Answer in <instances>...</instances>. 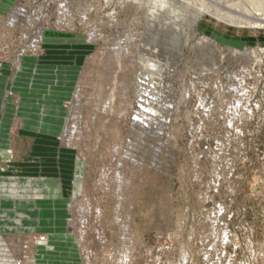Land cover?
Wrapping results in <instances>:
<instances>
[{
    "label": "rangeland",
    "instance_id": "obj_1",
    "mask_svg": "<svg viewBox=\"0 0 264 264\" xmlns=\"http://www.w3.org/2000/svg\"><path fill=\"white\" fill-rule=\"evenodd\" d=\"M263 1L14 0L0 13L15 107L14 80L37 83L41 59L68 64L43 78L63 83L61 135L41 150L16 138L0 162V264H264V25L240 24Z\"/></svg>",
    "mask_w": 264,
    "mask_h": 264
},
{
    "label": "crops",
    "instance_id": "obj_2",
    "mask_svg": "<svg viewBox=\"0 0 264 264\" xmlns=\"http://www.w3.org/2000/svg\"><path fill=\"white\" fill-rule=\"evenodd\" d=\"M13 4L14 0H0V13L11 11ZM41 61L42 73L39 71L38 75L43 77H39L37 83L28 85L24 73L13 81L11 90L20 97L17 107L14 106L13 98L6 93L9 88L8 73L0 71V162L7 168L15 156L16 138L28 142L32 140L34 148L41 150L45 149L47 139L61 135L63 83L46 82L43 78L50 79L52 75L47 69L49 65H54L55 69H67L68 64L47 62L44 59ZM16 122L20 125L17 130Z\"/></svg>",
    "mask_w": 264,
    "mask_h": 264
},
{
    "label": "bare ground",
    "instance_id": "obj_3",
    "mask_svg": "<svg viewBox=\"0 0 264 264\" xmlns=\"http://www.w3.org/2000/svg\"><path fill=\"white\" fill-rule=\"evenodd\" d=\"M264 2V1H263ZM27 17V16H26ZM218 17V16H217ZM250 17V16H249ZM264 16H256V15H253L251 18H244V19H242V21H241V23L240 24H242V25H245V26H258V25H264V21L262 20V18H263ZM221 19V18H220ZM224 21L225 22H228V21H226L225 19H224ZM16 22V18H13L12 19V22H10L9 24L11 25V26H13L14 25V23ZM27 22V21H26ZM28 23V22H27ZM29 24H31V23H29ZM27 27V26H26ZM166 27V26H165ZM26 29V28H25ZM162 29V28H161ZM165 29V28H164ZM29 30V29H28ZM109 76V75H108ZM108 78V77H107ZM108 80H109V78H108ZM110 80H111V78H110ZM143 81V80H142ZM125 82V81H124ZM124 82L121 84V90L120 91H122V97H121V100L122 101H125V100H127V96H128V93H127V91H125V89H124ZM141 82V81H140ZM142 83H144V82H142ZM137 85V84H136ZM143 85V84H142ZM145 85V84H144ZM137 86H139V85H137ZM148 87H154V84H153V86H149V85H147ZM143 87V86H142ZM141 87V88H142ZM139 88H140V86H139ZM150 88H148V91L150 90ZM147 89V88H146ZM155 89V88H154ZM142 91H144L143 89H142ZM147 91V90H146ZM145 91V92H146ZM147 91V92H148ZM150 91H152V90H150ZM140 93H142V92H140ZM139 93V94H140ZM150 93V92H149ZM152 93H154V91L152 92ZM143 94V93H142ZM146 94V93H145ZM150 95V94H149ZM140 97V96H139ZM138 97V98H139ZM141 100V99H140ZM138 102H140V101H138ZM81 104L80 103H78V105H76L75 107H76V111H78L80 108H81V106H80ZM142 105V104H141ZM140 105V107H142ZM143 108V107H142ZM142 108H140V109H142ZM147 111H148V109H147ZM147 111H145V114H147ZM141 112V111H140ZM143 112H144V110H143ZM71 114L73 115L74 114V112H71ZM141 114H142V112H141ZM140 114V115H141ZM139 115V116H140ZM143 116H144V114H143ZM147 116V115H146ZM72 117H74V115L72 116ZM140 117H142V115L140 116ZM137 118V117H136ZM136 118H134V119H136ZM140 120V119H139ZM142 121V120H141ZM133 123V122H132ZM135 123H137V119H136V122ZM142 123H144L143 121H142ZM135 125V124H134ZM139 125V124H138ZM140 126V125H139ZM73 127V126H72ZM133 127V126H132ZM136 128V127H135ZM132 129H134V128H132ZM138 129V128H137ZM71 130V129H70ZM132 132H133V130H132ZM137 132V131H136ZM71 133L73 134V130H71ZM135 134V133H134ZM71 137V136H70ZM63 141L64 142H66L64 139H63ZM132 144H130V146H131ZM136 145V144H135ZM135 149H137V148H135ZM133 150V149H132ZM134 152V151H133ZM136 154L137 155H139L137 152H136ZM131 155H133V154H131ZM140 156V155H139ZM120 157V156H119ZM136 157V156H135ZM134 158V157H133ZM139 159V158H138ZM131 160V159H130ZM121 162V161H120ZM125 162V161H124ZM123 161H122V163H124ZM128 162V161H127ZM130 162H137V160L136 159H133L132 161H130ZM138 163V162H137ZM123 165V164H122ZM132 165V164H131ZM130 165V166H131ZM127 166V165H126ZM129 166V165H128ZM123 169V168H122ZM124 169H125V167H124ZM135 168H133V170H134ZM137 169V168H136ZM138 169H140V168H138ZM126 170H128V169H126ZM125 170V171H126ZM118 171H119V169H118ZM130 171H132V169L130 170ZM135 171V170H134ZM138 172V171H137ZM137 172H135V173H137ZM115 173H117V172H115ZM123 173V172H122ZM127 174V173H126ZM130 174V173H129ZM128 174V175H129ZM124 176H126L125 174H124ZM131 176H133L134 177V175H132L131 174ZM137 176V175H136ZM129 177V176H128ZM114 181L113 182H115V187H116V189H118V190H120V188L122 187V184H124L123 183V180H124V178L120 175V173L119 174H116L115 176H114ZM113 179H111V181L113 180ZM127 178L125 177V180H126ZM131 181V180H130ZM133 183H134V181H133ZM130 185V184H129ZM128 185V186H129ZM111 187V186H110ZM126 187V186H125ZM130 188H131V186H129ZM133 188H136V186L135 187H133ZM125 189V188H124ZM112 190V189H111ZM117 190V191H118ZM135 190V189H134ZM125 191H126V189H125ZM135 192H137V191H135ZM125 193V192H124ZM132 193H133V191H132ZM125 194H127V193H125ZM133 194H135V193H133ZM138 194V193H137ZM137 194H135L136 196H137ZM119 197V196H118ZM132 197H133V195H132ZM137 198V197H136ZM135 198V199H136ZM117 200V199H116ZM133 200V199H132ZM132 200H130V201H132ZM124 202V201H123ZM119 204V203H118ZM126 204H128V203H126ZM133 203H131V205H132ZM130 205V206H131ZM117 206V205H116ZM127 207V206H126ZM132 207V206H131ZM122 208H123V206H122ZM114 209H115V207H114ZM118 210V209H117ZM127 210V209H126ZM113 211H115V210H113ZM118 219H119V217H118ZM126 224H127V228H129L131 225H132V218L129 216V217H127V219H126ZM120 226V225H119ZM123 226V225H122ZM128 230V229H127ZM126 231V230H125ZM132 233V232H131ZM130 238V237H129ZM125 241H127L126 239H125Z\"/></svg>",
    "mask_w": 264,
    "mask_h": 264
}]
</instances>
